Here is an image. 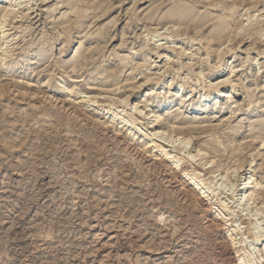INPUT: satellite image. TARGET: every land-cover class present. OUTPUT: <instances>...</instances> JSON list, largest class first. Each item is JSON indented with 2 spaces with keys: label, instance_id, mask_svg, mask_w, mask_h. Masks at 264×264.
Returning <instances> with one entry per match:
<instances>
[{
  "label": "rangeland",
  "instance_id": "1",
  "mask_svg": "<svg viewBox=\"0 0 264 264\" xmlns=\"http://www.w3.org/2000/svg\"><path fill=\"white\" fill-rule=\"evenodd\" d=\"M7 9L0 264H264V209L234 200L241 165L264 197V0H0V24ZM226 78L235 98L213 100ZM134 105L228 169L188 163L210 202L183 193L152 146L187 154Z\"/></svg>",
  "mask_w": 264,
  "mask_h": 264
},
{
  "label": "bare ground",
  "instance_id": "2",
  "mask_svg": "<svg viewBox=\"0 0 264 264\" xmlns=\"http://www.w3.org/2000/svg\"><path fill=\"white\" fill-rule=\"evenodd\" d=\"M258 2V1H257ZM11 5H9V7H10ZM11 8V7H10ZM9 9V8H8ZM7 9V10H8ZM27 10V9H26ZM9 13L11 14V13H13V10H8L7 12H6V14H4L3 16H2V23L0 24V25H2L3 24V22H5V19H6V17L9 15ZM156 34V33H155ZM16 36V35H15ZM6 38V37H5ZM163 38V37H162ZM5 40V39H4ZM2 45H3V43L0 45V50H1V53L3 54V57H4V54L6 53V49L8 48V46L7 47H5V48H2ZM41 53V52H40ZM38 55V54H37ZM40 56V55H39ZM4 59V58H3ZM201 64V63H200ZM203 64V63H202ZM192 65V64H191ZM4 66V65H3ZM9 67V66H8ZM193 67V66H192ZM192 67H189V68H192ZM241 68V67H240ZM6 69V68H5ZM200 70V69H199ZM10 71V70H9ZM156 75H158V74H156ZM201 76V75H200ZM146 79H147V77H146ZM147 84V83H146ZM146 84H144V85H142V86H145ZM162 86V85H161ZM228 86H230V83H229V81L227 80V78L226 79H221L220 80V82L214 87L215 89L216 88H218L217 89V91H216V93H215V97H213V100L215 99L216 101L219 99V98H229V99H234L235 98V96H236V92L234 91V89H230V92H228V90L227 91H224V89H226ZM163 89L164 90H167V89H170L171 88V84H168V83H166V84H164L163 85ZM191 93H195L194 92V89H191V92H190V94ZM188 95V94H187ZM183 98V100L181 101V104L182 103H185V102H188L190 99H188V100H184V99H186V96H183L182 97ZM209 97H203V99L201 100V104H205L209 99H208ZM123 102V101H122ZM84 101H78V102H75V104L77 105V106H80L81 104H83L84 105ZM217 103V102H216ZM218 104V103H217ZM206 106V104L204 105V107ZM79 108L80 107H77V110H79ZM134 108L136 109L134 112H136L138 115V117H139V119L140 120H148L149 121V123L152 125L151 126V129H153V130H155V133L153 134L154 136H156V137H160V138H162V137H165V139H167V142L168 143H170V145L172 146V148L173 149H175L176 151H178V153L179 152H183V153H185V154H187V158H186V161H187V163H184V165L183 164H179V161L180 160H178L177 159V157H175V156H171L169 153H167L165 150L163 151V149L162 150H159L158 148H161L160 146L159 147H155V146H152L153 147V149H156V151H157V156H159V161L161 160V162H163V163H166L167 164V166H169L171 169H173V170H179V173H180V176H181V178H180V182L181 181H183V183H184V185H185V188H187V190H186V192H183V193H186L187 195H190V196H197L196 198H197V200L198 199H206V201H211V199L210 200H207V197L209 196V195H207V190H212L211 189V185L208 183L207 185V188L205 187V188H202L203 186H201V188L199 187V185L200 184H198L199 182H197L198 180L196 179V175H197V173H196V175H195V171H196V169H192V170H189L188 168H189V166L190 165H192V164H194V165H196V166H198V168L199 169H201V171L203 170H205V171H207V170H209L207 173H210L211 174V176L212 177H209V178H211L212 180H215L219 175L221 176V178H220V180L221 179H227L228 177H226L227 176V172H228V169L227 170H222V169H220L219 168V162H220V160H218V161H214V158H210L209 157V155H207V154H205V151H204V149H202V148H200V146H195L194 145V141H193V139H191L190 137H181V135L180 136H176V135H174L173 136V133L174 132H172V131H168V129L166 130V131H168L167 133L165 132V131H163V130H161V126L163 125V124H161L160 123V121L161 120H159V118H160V116H155V115H151L150 116V114L151 113H153V112H150V114L148 115L147 114V112L143 115L144 116V118L142 119L141 118V116H140V113L142 112H137V107H136V105H134ZM80 110H81V108H80ZM79 110V111H80ZM202 111V110H201ZM77 112V111H76ZM81 112V111H80ZM119 113H116L115 115H113L114 116V118L113 119H111V121H109V123L111 124V123H113V120L116 118V119H119L120 121H121V123L122 122H125V120H124V118L123 117H119ZM128 115V114H127ZM136 115V114H135ZM142 115V114H141ZM130 117H132V115L130 114L129 115ZM111 117V116H110ZM152 119H154V120H152ZM127 125V124H126ZM145 125V124H144ZM171 126V125H170ZM163 127V126H162ZM149 128V127H148ZM152 135V136H153ZM147 136V135H146ZM162 139H164V138H162ZM169 140V141H168ZM146 141V140H145ZM147 143H148V141H147ZM262 145H264V142H263V144ZM180 154V153H179ZM177 155V154H176ZM180 159V158H179ZM183 162V161H182ZM156 163V162H155ZM163 163H162V165H163ZM188 163L190 164L189 166H188ZM211 164V165H210ZM238 164H239V162H238ZM207 165H210L208 168H206L207 167ZM183 166V167H182ZM195 167V166H194ZM245 167V165H241V166H239V169L237 170V173H236V175H235V177H234V182H235V188H234V192H235V204L237 203L238 204V206H241L242 208H243V210L247 213V216H253V217H257V216H260V214H262L263 213V209H264V207L262 206V205H260V203H261V201H258L260 198H262L263 196H262V194L260 195L259 193H257V192H259V191H257L255 188L258 186V184H257V182L255 183V184H253V186H252V183L250 182V179L251 178H246V175H245V178L244 179H242L243 178V173L246 171V168H244ZM191 168V167H190ZM231 168V167H230ZM176 172V171H175ZM194 172V173H193ZM220 172V173H219ZM225 172V173H224ZM234 172H236V169H235V171H233V173ZM217 173H219L218 175H217ZM172 174V173H171ZM173 174H174V172H173ZM176 174V173H175ZM216 174V175H215ZM230 174H231V172H230ZM215 175V176H214ZM232 175V174H231ZM173 177L172 178H174V175H172ZM198 176V175H197ZM219 176V177H220ZM199 178V177H198ZM201 178V177H200ZM233 178V177H232ZM210 179V180H211ZM176 180V179H175ZM178 180V179H177ZM224 181H226V180H224ZM223 181V182H224ZM178 182V181H177ZM179 182V183H180ZM212 182V181H211ZM210 182V183H211ZM206 183V182H205ZM204 183V184H205ZM203 184V183H202ZM231 184H233V183H231ZM205 186V185H204ZM232 187H234L233 185H232ZM259 189L261 188V187H258ZM263 189V188H262ZM183 190H184V188H183ZM223 191V190H222ZM213 192V191H212ZM210 194V193H209ZM262 196V197H261ZM260 197V198H259ZM209 198V197H208ZM264 198V197H263ZM262 198V199H263ZM262 199H260V200H262ZM196 200V199H195ZM197 200H196V202H197ZM233 200V201H234ZM263 201V200H262ZM196 204H198L199 205V203H196ZM233 204V203H232ZM194 205V204H193ZM212 205V204H211ZM234 205V204H233ZM213 208V207H212ZM221 209V211L220 212H223V216L225 217V220H226V217L229 215L230 216V214H232V213H230V212H228L229 210H227V207L225 208V207H220ZM224 209H225V211H224ZM229 209V208H228ZM227 210V211H226ZM228 212V214H227V216H226V213ZM237 213V212H236ZM244 213V212H243ZM134 215V214H133ZM224 219V218H223ZM227 219H230V218H227ZM231 221V220H230ZM183 224V223H182ZM240 225V224H239ZM234 226V225H233ZM229 232H230V230H229ZM240 232V231H239ZM259 233V232H258ZM238 234V233H237ZM242 235V234H241ZM231 236V235H230ZM261 236H262V234H261ZM261 236H258V237H256L255 238V245L261 240L260 238H261ZM264 236H262V238H263ZM235 240L236 239H231V241H232V243L234 244V242H235ZM243 245V244H242ZM256 248V247H255ZM254 249V248H253ZM263 254H264V248H263ZM249 253V252H248ZM251 254H253V250H251V252H250V255ZM248 256H249V254L247 255V253H241V254H239L237 257H236V264H249L251 261L248 259ZM251 264V263H250Z\"/></svg>",
  "mask_w": 264,
  "mask_h": 264
}]
</instances>
